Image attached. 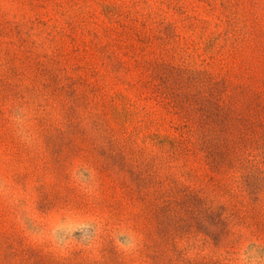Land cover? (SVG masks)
<instances>
[{"label":"rangeland","instance_id":"obj_1","mask_svg":"<svg viewBox=\"0 0 264 264\" xmlns=\"http://www.w3.org/2000/svg\"><path fill=\"white\" fill-rule=\"evenodd\" d=\"M0 264H264V0H0Z\"/></svg>","mask_w":264,"mask_h":264}]
</instances>
